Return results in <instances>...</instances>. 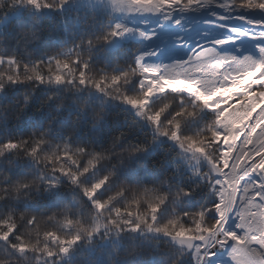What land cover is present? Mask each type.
Listing matches in <instances>:
<instances>
[{"label":"snow or ice","instance_id":"obj_1","mask_svg":"<svg viewBox=\"0 0 264 264\" xmlns=\"http://www.w3.org/2000/svg\"><path fill=\"white\" fill-rule=\"evenodd\" d=\"M69 0H24L37 10L41 8H63ZM206 0H111V7L121 12L164 13L165 19L171 18L178 9H190L199 6ZM224 7H238L244 9L264 10V0H218ZM179 24V20L173 21ZM260 23V22H256ZM135 31L141 37L150 34L142 29H133L117 22L108 28L95 40L89 39L88 45L107 43L113 37H120L124 33ZM241 31V30H237ZM22 35L38 39V30L34 25H25ZM264 37V31L260 32ZM217 43H220L219 41ZM182 38L174 42L159 44L153 52L140 51L135 64L118 74L94 76L89 71L87 60H82L74 45L67 55L57 53L49 56L47 61L37 60L31 67L25 64L21 76L20 64L15 57H8L7 63L14 69V75H7L9 81L26 79L40 83L70 84L91 86L106 95H112L113 90L120 91V83L127 82L132 76L139 75L140 92L137 95L121 93L119 99L136 107L141 114L152 121L161 134L171 136L189 150L204 154L212 161L216 172L221 178L213 181L218 201L212 204L214 219H206L207 209L197 213L184 212V217L191 216L192 223L185 224L179 218L169 219L158 223V217L167 211L165 201L169 196L180 198L188 195L184 188L175 191L171 186L164 190L166 181H160L151 186L122 184L119 189L106 198H96L99 191L115 175L113 171L107 172L90 184H81V189L96 209V217L91 224H84L79 219L65 215L64 222L75 226V231L69 235H61L57 231H41L44 218L27 210L17 212L10 209L0 218V241L6 246V256L0 258V264H11L17 260V254L24 256L28 252L42 253L48 258L63 257L66 264H73V257L78 251V245L84 244L88 250L93 249L97 237L107 244L116 256L121 251H142L143 246L151 239L160 235L171 238L192 250L197 264H220L223 253L217 249L223 248L234 264H264V46L259 47L261 58L253 60L249 56L243 58L233 56L232 61L238 66L235 75L222 72L226 58L213 54L212 49L205 45L198 47L189 63L176 61L170 74L153 75V70L144 64V58L159 52L161 57L182 51ZM4 63V58H0ZM183 70V78L175 69ZM167 71V70H166ZM196 72L208 76L210 80L194 79L187 75ZM0 75H3L0 73ZM210 85L206 94L199 85ZM3 85L0 84V88ZM187 90L193 93L197 100L216 110V124L219 128H212L209 137H181L179 134V121L175 118L161 126L162 110L152 111L148 104L153 93L163 92L165 89ZM87 100L78 101V114L73 124L79 123L81 114L86 111ZM184 110L176 113L182 115ZM189 115L192 113L189 112ZM100 112L94 113L95 120ZM46 133H40L25 140L8 139L0 143V157L9 168L15 161L9 159L5 153L23 150L24 154L44 165L40 173L33 174L31 178L22 176L12 179L0 167V200L5 196L9 198H31L32 192L47 191L55 194L60 176L67 177L73 184H79L80 178L93 170L102 159L110 155H121L124 152H138L145 150L146 146L138 145L133 149H120L115 153H96L85 147H72L67 142L56 144L48 151L43 150L46 143ZM215 143L218 150L215 157L208 154V149ZM59 173L60 175H56ZM130 193L124 206H112L117 197ZM163 207V211H162ZM71 209L66 205L52 213V217L64 214ZM25 222L23 232H18V226ZM34 225V227H28ZM227 225V227H226ZM235 229H241L237 233ZM127 233L136 234L131 237L129 247L124 244ZM35 234V241L28 237ZM151 234V237L148 235ZM45 241L41 246L40 237ZM139 237V240H137ZM229 241H233L229 245ZM55 245V247L51 246ZM182 253H173L164 264H181ZM39 259V257H37ZM109 264H116L110 258Z\"/></svg>","mask_w":264,"mask_h":264},{"label":"trees","instance_id":"obj_2","mask_svg":"<svg viewBox=\"0 0 264 264\" xmlns=\"http://www.w3.org/2000/svg\"><path fill=\"white\" fill-rule=\"evenodd\" d=\"M252 10V9H251ZM25 25H34L38 30V39L22 35ZM114 25L113 16L107 11L91 6L72 4L71 0L63 8H36L26 5L24 0H0V143L5 140H25L40 133H46L43 150L48 151L56 144L67 142L72 147L82 146L96 153H115L120 149H133L138 145L146 146L138 152H124L110 155L89 173L80 178L79 184H73L67 177L60 176L55 194L43 191L30 193L31 198H9L0 200V218L15 208L17 212L25 210L44 218L41 231H57L69 235L75 226L64 222L65 215L79 219L84 224L93 223L96 209L81 189V184H90L109 171L115 175L99 191L96 198L103 199L114 194L122 184L151 186L166 181L164 190L169 186L175 191L184 188L188 195L180 198L169 196L165 201L167 211L158 217V223L179 218L185 224H191L192 218L184 217V212L197 213L207 209L206 219H214L212 204L218 201L213 181L215 176L200 154L189 150L180 142L161 134L156 125L146 115L134 107L131 111L126 102L119 99L121 93L137 95L140 92V76L134 75L127 82L120 83V91L113 90L112 95L99 92L91 86L56 84L35 80L9 81L7 75H14V69L8 65L7 58L15 57L20 64V75H26L24 65L31 67L37 60L47 61L57 53L67 55L74 45L82 60H87L89 71L94 75L118 74L134 65L135 51L139 47L136 40H123L116 49H108L106 43L88 45L108 28ZM87 100L86 111L81 114L79 123L73 120L78 114V101ZM148 108L162 110L161 126L175 118L179 121L181 137H209L216 124V110L210 109L200 100L186 92L167 89L150 99ZM184 110L182 115L176 113ZM100 116L93 119L94 113ZM192 114L189 115L188 113ZM218 146L208 149L215 157ZM15 161L10 168L0 157L2 167L12 179L22 176L32 177L39 174L44 165L24 154L23 150L5 153ZM208 159V158H207ZM209 160V159H208ZM56 175H60L56 173ZM130 193L117 197L112 206H124ZM68 206L71 210L52 217L59 208ZM163 211V207H162ZM34 227V225H28ZM25 222L18 226L23 232ZM127 233L124 244L129 247L131 237ZM151 237V234H148ZM35 241V234L28 237ZM41 246L45 242L40 237ZM139 240V237H137ZM55 247V245H51ZM73 264H109L110 258L116 264H164L173 253H182L181 264H197L192 250L176 245L169 238L160 235L143 246L142 251H121L119 256L97 237L93 249L84 244L77 246ZM6 246L0 241V258L6 256ZM39 257V259L37 258ZM11 264H66L63 257L48 258L42 253L28 252L24 256L17 254V260Z\"/></svg>","mask_w":264,"mask_h":264},{"label":"rangeland","instance_id":"obj_3","mask_svg":"<svg viewBox=\"0 0 264 264\" xmlns=\"http://www.w3.org/2000/svg\"><path fill=\"white\" fill-rule=\"evenodd\" d=\"M71 2L72 4L91 6L107 11L113 16L114 24L120 22L130 28L142 29L146 33H149V36L141 37L138 32L130 31L120 36L123 40H136L139 42V47L135 51L134 61L140 51L153 52L158 44L163 47L165 44L182 38V51L164 57H161L159 52H156L155 55H149L144 58L143 62L145 66L153 70V75L170 74L176 61L182 60L187 65L189 57H192L193 52L198 47H204L205 45L210 47L216 56L226 58L227 62L223 66L222 72L229 76L235 75L239 71L238 66L232 61L231 57L243 58L249 56L253 60L261 58L259 47L264 46V37L260 36V32L264 31V10L261 9L251 10L238 7H224L223 3L218 2V0H206V2L201 3L198 7L193 6L187 10L178 9L171 14V18L165 19L166 14L164 13H159L157 16H147L140 12L130 13L115 10L111 7V0H71ZM162 19H165L164 24H161ZM175 20H179L180 23H174L173 21ZM218 41L220 43H217ZM175 71L180 73L181 78H183L182 68L177 67ZM187 75L194 79H211L202 73L191 72ZM199 87L206 94L210 91L209 84L202 83ZM175 91L186 92L195 97L193 93L187 90ZM160 93H153L150 99ZM217 177V179H220L221 175ZM234 230L238 234L242 231L235 228ZM232 243L233 241H229V245ZM217 249L220 253H223V256L220 258V264H234L228 255L230 248L226 251L217 246Z\"/></svg>","mask_w":264,"mask_h":264},{"label":"water","instance_id":"obj_4","mask_svg":"<svg viewBox=\"0 0 264 264\" xmlns=\"http://www.w3.org/2000/svg\"><path fill=\"white\" fill-rule=\"evenodd\" d=\"M140 13H142V14H144V15H147V16H157L160 12L153 13V12H150V11H142V12H140ZM122 42H123V39H122L121 37H113L111 41H109V42L106 43V47H107L108 49H116L119 45H121ZM126 106H127L131 111H133L134 106L129 105V104H126ZM202 158H203L204 162L206 163V165L210 168V170L212 171V173H213L215 176H220V173H218V172L215 171V169H214V167H213V163H212V161L208 160V159H207L206 157H204V156H202ZM164 237H166V236H164ZM167 238H169V237H167ZM169 239H170L171 241H173L176 245L182 246V245L180 244V242H178V241H174V240H172L171 238H169ZM183 246L187 248L186 245H183ZM187 250H188V251H191V249H188V248H187Z\"/></svg>","mask_w":264,"mask_h":264},{"label":"bare ground","instance_id":"obj_5","mask_svg":"<svg viewBox=\"0 0 264 264\" xmlns=\"http://www.w3.org/2000/svg\"><path fill=\"white\" fill-rule=\"evenodd\" d=\"M164 21H165V19H162V20H161V24H164Z\"/></svg>","mask_w":264,"mask_h":264}]
</instances>
